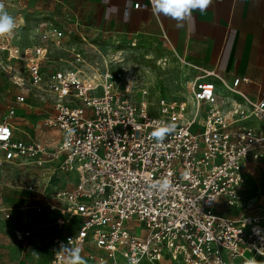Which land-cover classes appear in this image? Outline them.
I'll list each match as a JSON object with an SVG mask.
<instances>
[{"label": "built area", "instance_id": "1", "mask_svg": "<svg viewBox=\"0 0 264 264\" xmlns=\"http://www.w3.org/2000/svg\"><path fill=\"white\" fill-rule=\"evenodd\" d=\"M67 21L39 24L30 47L1 46L24 63L28 86L0 118V170H38L28 190L45 202L33 209L57 214L47 264H65L67 244L86 264H259L264 203L244 198L247 166L264 164V97L243 91L248 78L229 82L182 59L191 99L152 103L126 68L101 69L72 43L90 33ZM52 47L68 57L46 72ZM34 104L30 132L19 108ZM165 123L175 131L158 143L151 133Z\"/></svg>", "mask_w": 264, "mask_h": 264}, {"label": "rangeland", "instance_id": "2", "mask_svg": "<svg viewBox=\"0 0 264 264\" xmlns=\"http://www.w3.org/2000/svg\"><path fill=\"white\" fill-rule=\"evenodd\" d=\"M0 3L18 21V28L13 36L0 38L1 118L14 103L18 92L28 86L24 63L10 59L9 52L3 50L1 46L6 42L19 49L34 45L38 24L41 23L38 18H42V23L48 25L50 23L63 25L67 20L63 16L62 5L52 13L46 6L37 7L24 0H0ZM47 15L52 17L46 18ZM73 20L72 18L67 22L73 23ZM70 40L85 51L92 62L100 64L101 69L105 65L117 69L126 68L135 79L137 88L149 91V101L152 103H156L160 97L191 99L186 88L188 70L185 71V67L175 54L159 46L142 43L132 47L125 42V45H119L116 43L117 39L106 38L103 41L100 35L93 33L86 36V41L77 35L72 36ZM50 50L51 58L44 66L46 72L52 69L53 62L58 61L60 57H68V54L60 49L52 47ZM251 168L252 171L246 176L244 200H249L250 204L263 205L264 165L253 164ZM37 171L33 167L25 166L0 170V264L48 263V246L53 230L50 224L57 214L48 210L35 213L33 209L34 205L45 202L40 194L28 190V186L35 183ZM223 213L231 212L223 210ZM7 214L10 215L9 218ZM259 262H264V258Z\"/></svg>", "mask_w": 264, "mask_h": 264}, {"label": "crops", "instance_id": "3", "mask_svg": "<svg viewBox=\"0 0 264 264\" xmlns=\"http://www.w3.org/2000/svg\"><path fill=\"white\" fill-rule=\"evenodd\" d=\"M24 1L37 7L46 6L52 13L62 5L65 20H78L90 34L159 46L180 61L216 70L229 82L236 77L248 78L249 83L242 85L243 91L254 99L264 97V0H213L206 11H194L182 28L152 9L133 8L135 3L147 0ZM128 7L131 11L126 16L124 11ZM34 107L19 108L21 115H25L20 124L30 132L40 118V108L35 104ZM253 164L247 166V175Z\"/></svg>", "mask_w": 264, "mask_h": 264}, {"label": "clouds", "instance_id": "4", "mask_svg": "<svg viewBox=\"0 0 264 264\" xmlns=\"http://www.w3.org/2000/svg\"><path fill=\"white\" fill-rule=\"evenodd\" d=\"M212 3L213 0H151L152 11L156 14L170 17L172 20L176 21L177 28L184 27L185 22L192 18V13L194 11L198 10L204 12ZM17 28V19L10 15L5 10L4 5L0 3V38L13 36ZM174 131V124L165 123L155 127L151 136L158 143H162L165 138ZM65 146L67 147L68 145L66 144ZM162 186L165 188L168 187V182L164 181ZM261 240L264 242V237H261ZM68 243H71V239ZM253 247H255L258 255L264 256V246L257 247L256 245H253ZM59 250L66 256L65 264H86V261L81 256V249L79 247L71 248L67 244L61 245ZM247 264H258V261L253 257V259L248 261ZM259 264H264V262H259Z\"/></svg>", "mask_w": 264, "mask_h": 264}]
</instances>
